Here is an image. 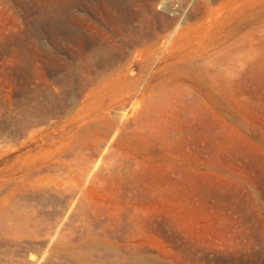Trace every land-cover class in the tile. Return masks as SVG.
<instances>
[{"label": "rangeland", "instance_id": "1", "mask_svg": "<svg viewBox=\"0 0 264 264\" xmlns=\"http://www.w3.org/2000/svg\"><path fill=\"white\" fill-rule=\"evenodd\" d=\"M0 264H264V0H0Z\"/></svg>", "mask_w": 264, "mask_h": 264}]
</instances>
